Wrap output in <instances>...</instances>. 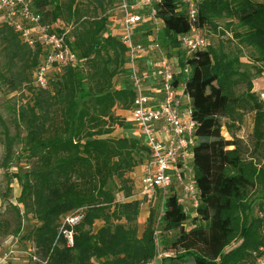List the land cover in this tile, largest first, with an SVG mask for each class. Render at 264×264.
<instances>
[{
    "label": "trees",
    "instance_id": "obj_1",
    "mask_svg": "<svg viewBox=\"0 0 264 264\" xmlns=\"http://www.w3.org/2000/svg\"><path fill=\"white\" fill-rule=\"evenodd\" d=\"M33 1L45 23L70 28L80 62L52 73L47 86L40 87L35 74L42 46L25 43L0 13V85L9 93L22 88L31 92V99L16 109L30 161L19 175L18 202L37 220L26 233L34 243L36 262L147 264L165 250L172 256L164 264H256L264 255V165L246 159L239 139L223 134L224 127L229 132L251 110L255 150L264 147V101L252 92L254 77L243 69L240 49L208 45L191 60L187 89L197 123L192 161L199 205H185L172 186L162 194L159 207L149 210L140 235L137 222L146 202L136 196L131 173L145 167L150 152L139 135L110 136L119 120L115 109L129 111L135 97L127 47L107 28L115 2ZM180 3L161 0L155 5L164 22L159 41L170 54L190 29ZM199 20L209 30H216L220 20H227L228 28L237 24L241 31L235 38L255 50L260 63L256 73L264 72L263 2L200 0ZM242 85L244 92L239 91ZM16 137L6 135V168ZM252 187L258 188L261 200L256 215H251ZM71 215L82 218L70 224L65 219ZM96 221L103 222L98 229ZM21 230L20 225L16 233ZM65 231L72 232L73 245H68Z\"/></svg>",
    "mask_w": 264,
    "mask_h": 264
},
{
    "label": "built area",
    "instance_id": "obj_2",
    "mask_svg": "<svg viewBox=\"0 0 264 264\" xmlns=\"http://www.w3.org/2000/svg\"><path fill=\"white\" fill-rule=\"evenodd\" d=\"M33 2L0 0V13L20 32L25 43L42 46L43 54L35 79L40 87H46L52 73H61L66 66L76 67L80 62L71 43L70 28L55 30L53 24L45 23L42 14L34 10ZM114 2L113 10L119 16V38L128 50L129 81L135 91L129 114L137 134L145 140L150 152L136 196L157 198L161 202L162 194L174 186L182 202L195 208L199 205V196L192 159L197 143V123L192 117L187 79L191 73V60L209 45L210 30L200 25V0H181L190 29L179 36L180 46L171 54L162 48L159 41L164 22L158 17L155 5L161 0ZM144 26L146 29L139 40L138 33ZM151 55L153 60L148 66L138 62ZM261 100L264 101V92ZM81 218L82 215H71L65 221L77 224ZM65 237L68 245H73L72 232L65 231ZM13 254L11 249L4 251L0 255V264H8ZM29 254L38 260L36 255ZM171 256V251L159 250L147 264H164ZM260 264H264V258L260 259Z\"/></svg>",
    "mask_w": 264,
    "mask_h": 264
},
{
    "label": "rangeland",
    "instance_id": "obj_3",
    "mask_svg": "<svg viewBox=\"0 0 264 264\" xmlns=\"http://www.w3.org/2000/svg\"><path fill=\"white\" fill-rule=\"evenodd\" d=\"M116 13L117 12L113 10V8L109 11L107 28L114 31L116 36H119V16L117 17ZM227 22V20H220L217 23L218 27L216 30L214 28L210 29L209 47L217 49L223 43L230 49H240L242 67L243 69L249 70L254 77L252 92H254L258 99L261 100V93L264 92V72L262 74L256 73L257 69L260 68V63L255 59L256 52L252 47L241 44L238 39L235 38V32L241 31V29L236 26L237 24L228 28L226 26ZM53 26L55 30H60L57 28L56 23H53ZM145 29V26L142 27L140 30L141 32L138 33L139 40L142 38ZM118 79L119 76L116 78L117 84L119 83ZM245 89L246 86L242 85L239 91L244 92ZM29 99H31V92L28 89L22 88L18 92L9 93L7 87H2L0 85V255L9 249L14 251L8 264H41L31 258L29 253L33 250L34 243L26 239L27 231L37 224V220L33 215L26 214L21 204L18 202L22 189L19 175L27 170V165L30 161H28L25 154L26 146L24 137L26 136V133L21 124H17L16 109L21 104L26 103ZM115 113L118 115L119 120L113 126V131L110 136L116 137L121 135L137 138L138 134L135 130L134 121L130 118L129 111H125L122 108H116ZM254 120L255 112L246 110L243 115V120L240 123H237V126L233 127L229 132L224 127L223 134L228 139H232V137L239 139L243 148L244 157L249 160L252 159L255 163L262 166L264 165V147L260 150H255L256 141L254 138ZM16 133L17 137L13 146V153L9 159L10 163L6 168L4 166V159L6 156V135L10 134L13 136ZM142 170L143 169L138 166L131 173V177H133L134 182L136 183V189L140 182ZM257 189V187H252L249 190L250 198L253 200L251 215L257 214L259 202L261 201L258 197ZM115 193L117 198L123 200L122 193H119L117 189ZM144 199L147 211L151 208L157 209L160 205V200L157 198ZM17 207L20 208V214L17 213ZM145 208L143 210H145ZM146 221L147 218L141 213L137 222L140 235H142L145 230ZM95 224L96 229H98L103 222L96 221ZM20 225L22 230L21 232L16 233L17 227ZM237 243L238 239L233 241L231 245L235 246ZM253 254L256 255L255 252ZM261 258H264V255ZM261 258L257 259L256 264H260Z\"/></svg>",
    "mask_w": 264,
    "mask_h": 264
},
{
    "label": "crops",
    "instance_id": "obj_4",
    "mask_svg": "<svg viewBox=\"0 0 264 264\" xmlns=\"http://www.w3.org/2000/svg\"><path fill=\"white\" fill-rule=\"evenodd\" d=\"M258 1L264 3V0H258ZM152 60H153V59H150V56H149V58L144 57V58L138 60V62H139L141 65H143V66H148V65L151 63L150 61H152ZM145 207H146V204L143 205V209H144ZM143 209H142V210H143ZM141 213H143V215L145 216V218H147L148 215H149V211H147L146 208H145V210L141 211Z\"/></svg>",
    "mask_w": 264,
    "mask_h": 264
}]
</instances>
